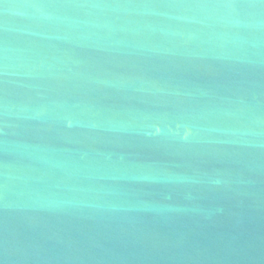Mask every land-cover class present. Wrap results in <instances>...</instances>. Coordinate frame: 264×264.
<instances>
[{"label": "water", "instance_id": "1", "mask_svg": "<svg viewBox=\"0 0 264 264\" xmlns=\"http://www.w3.org/2000/svg\"><path fill=\"white\" fill-rule=\"evenodd\" d=\"M0 264H264V0H0Z\"/></svg>", "mask_w": 264, "mask_h": 264}]
</instances>
